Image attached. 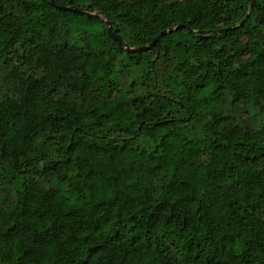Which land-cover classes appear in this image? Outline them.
Wrapping results in <instances>:
<instances>
[{"label": "trees", "instance_id": "obj_1", "mask_svg": "<svg viewBox=\"0 0 264 264\" xmlns=\"http://www.w3.org/2000/svg\"><path fill=\"white\" fill-rule=\"evenodd\" d=\"M55 1L0 0V264H264V0Z\"/></svg>", "mask_w": 264, "mask_h": 264}, {"label": "water", "instance_id": "obj_2", "mask_svg": "<svg viewBox=\"0 0 264 264\" xmlns=\"http://www.w3.org/2000/svg\"><path fill=\"white\" fill-rule=\"evenodd\" d=\"M50 2L57 8L59 9H65V10H72V11H75V12H78V13H82V14H85L86 16H99L101 18H103V15L102 14H99V13H96V12H91V11H88L84 8H81V7H77V6H74V5H65V4H59L57 3L55 0H50ZM254 2L255 0H252L251 1V4H250V7L252 8L254 6ZM249 16V13L240 21V23L237 25V26H232V27H222V28H219L217 31L219 33H223L227 30H229L230 28H235V27H238V26H242L247 17ZM105 20V23L107 25V29H108V33L109 35L117 42H119L121 45H123L127 51H130V52H135V51H140V50H147V49H150L153 47V45L160 39L161 36L165 35L166 33H170L174 30H177L179 27H182V26H187V25H182V24H178L177 26L175 27H170V28H166L162 31H160L152 40L150 43L146 44V45H139V46H131L130 44H128L124 38L114 30L111 22L109 20ZM190 30H192V28L190 26H187ZM204 32V31H202Z\"/></svg>", "mask_w": 264, "mask_h": 264}]
</instances>
